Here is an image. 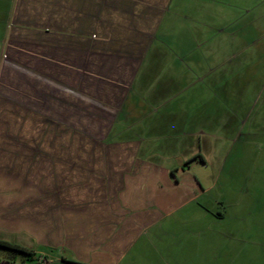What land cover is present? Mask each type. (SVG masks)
Masks as SVG:
<instances>
[{
	"label": "crops",
	"instance_id": "crops-1",
	"mask_svg": "<svg viewBox=\"0 0 264 264\" xmlns=\"http://www.w3.org/2000/svg\"><path fill=\"white\" fill-rule=\"evenodd\" d=\"M251 93L264 112V0H0V238L52 262L189 264L191 217L198 244L221 235L211 193Z\"/></svg>",
	"mask_w": 264,
	"mask_h": 264
},
{
	"label": "rangeland",
	"instance_id": "rangeland-1",
	"mask_svg": "<svg viewBox=\"0 0 264 264\" xmlns=\"http://www.w3.org/2000/svg\"><path fill=\"white\" fill-rule=\"evenodd\" d=\"M248 98L250 101L246 106L250 105L255 108L248 119V128L242 127L240 129L239 139L233 150H231L232 157L229 158L227 165L223 168L220 181L222 183L218 184L211 193L214 197L222 195V203H220V200L217 204H213L212 207L220 208L224 214H227L225 219L221 221V235L217 238L218 243L212 242L210 244L208 240L204 239L205 242L198 244L203 237L201 240L199 239L195 226L197 222L202 223L203 220L197 219L195 215L191 217L189 225L192 228V232L188 239L193 242L192 245L194 244V248L192 246L194 254L191 256L189 264H209V260L214 259L219 264H249L251 259L248 261V258H252L251 264H264L263 101L256 100L257 96L255 97L254 93H251V97L249 96ZM241 119L239 118L238 122ZM224 142L225 148L232 146L230 141ZM193 170L204 180L205 185H211L214 176L218 173L219 166L208 167L207 165L199 164ZM248 192L249 194H247ZM229 203L234 206L238 204L239 206L236 208L238 212L250 209L254 213L251 217L244 214L234 217L229 214ZM253 208L254 210H252ZM174 219L171 224H175ZM246 219L251 221L248 222ZM41 256L43 257V264H75L62 262L61 258L52 262L50 261L52 257Z\"/></svg>",
	"mask_w": 264,
	"mask_h": 264
},
{
	"label": "trees",
	"instance_id": "trees-1",
	"mask_svg": "<svg viewBox=\"0 0 264 264\" xmlns=\"http://www.w3.org/2000/svg\"><path fill=\"white\" fill-rule=\"evenodd\" d=\"M0 249V263L43 264L41 256L35 250L14 241L0 238Z\"/></svg>",
	"mask_w": 264,
	"mask_h": 264
},
{
	"label": "built area",
	"instance_id": "built-area-1",
	"mask_svg": "<svg viewBox=\"0 0 264 264\" xmlns=\"http://www.w3.org/2000/svg\"><path fill=\"white\" fill-rule=\"evenodd\" d=\"M40 261H43V257L42 256L40 257Z\"/></svg>",
	"mask_w": 264,
	"mask_h": 264
}]
</instances>
